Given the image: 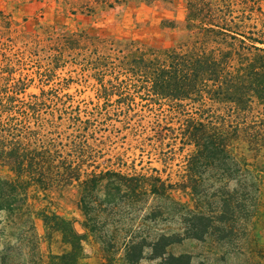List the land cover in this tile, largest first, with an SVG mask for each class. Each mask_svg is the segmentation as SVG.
<instances>
[{
	"label": "trees",
	"instance_id": "obj_1",
	"mask_svg": "<svg viewBox=\"0 0 264 264\" xmlns=\"http://www.w3.org/2000/svg\"><path fill=\"white\" fill-rule=\"evenodd\" d=\"M242 1L239 8L237 0H194L183 20H164L189 34L190 43L178 47L157 48L85 30L48 31L56 54L42 74L45 82L61 64H75L80 77L95 82L92 108H82L59 83L27 94L28 80L15 77L21 60L7 54L12 48L0 39V211L28 212L48 225L49 217H56L46 205L51 193L77 185L83 234L63 219L57 223L69 250L53 255L55 264H83L78 254L89 236L112 250L116 235H109V219L125 203L155 198L181 205L172 197V186L157 175L101 168L103 132L114 115L125 123L139 112L154 114L147 125L152 137L161 144L159 136H169L193 149L186 173L195 209L183 214L181 233L123 239L126 264H139L145 250L158 264H190L189 255L176 256L169 248L224 234L258 213V185L248 178L245 152L257 156L264 150V10L254 0ZM167 115L177 119L178 129L162 125ZM169 209L150 207L146 216L158 223ZM256 244L255 257L264 264V245Z\"/></svg>",
	"mask_w": 264,
	"mask_h": 264
},
{
	"label": "rangeland",
	"instance_id": "obj_2",
	"mask_svg": "<svg viewBox=\"0 0 264 264\" xmlns=\"http://www.w3.org/2000/svg\"><path fill=\"white\" fill-rule=\"evenodd\" d=\"M191 1L194 0H0V39L12 48L7 54L18 55L21 60L15 77L28 80L27 94H38L40 89L60 85L65 89L67 85L63 93L72 96L82 108H92L97 103L95 82L80 77L75 64H61L54 70L52 80L45 82L42 74L56 54L47 32L85 30L90 35L134 40L157 48L188 45L189 34L182 27L170 28L163 21L183 20ZM237 1H241L237 3L242 8L243 1ZM254 1L264 10V0ZM261 24H264V17H261ZM139 114L140 117H131L125 123L121 122L122 116H112L109 124L112 126L103 132L104 155L99 164L101 168L110 167L129 174L157 175L172 186V197L181 205L171 207L166 200L155 198L146 203H125L109 219V235H116V246L108 252L98 237L89 236L82 241L78 254L84 258L83 264H104L105 257L109 256L114 257L113 264H126L123 239L152 237L159 232L181 233L183 214L187 209H195L186 173L192 147L172 142L169 136H159L164 138L160 144L157 140L161 139L152 137L154 132L149 131L148 122H154V114ZM173 117L167 115L162 125L178 129L177 119ZM245 155L250 163L248 178L258 185L257 192L253 191L257 196L258 213L234 223L224 234L215 232L202 241L183 240L169 248L172 254L189 255L190 264H261L255 257V248L256 242L264 245V173L261 166L264 150L257 156L250 152ZM32 198L30 204L34 203ZM46 203L56 217H49V224L45 226L28 212L12 215L0 211V264H55L57 260L53 255L69 250L58 231L57 223L62 219L71 223L77 234H83L84 217L78 205L77 185L52 192ZM157 205L170 208L171 213L165 220L155 223L146 215L150 207ZM247 206L250 210L254 204ZM158 263L149 259V250H145L139 262Z\"/></svg>",
	"mask_w": 264,
	"mask_h": 264
}]
</instances>
